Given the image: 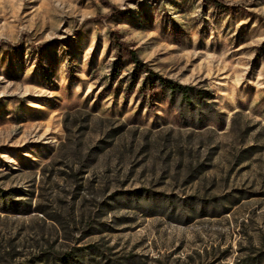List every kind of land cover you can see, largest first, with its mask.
<instances>
[{
  "label": "rangeland",
  "instance_id": "1",
  "mask_svg": "<svg viewBox=\"0 0 264 264\" xmlns=\"http://www.w3.org/2000/svg\"><path fill=\"white\" fill-rule=\"evenodd\" d=\"M0 264H264V0H0Z\"/></svg>",
  "mask_w": 264,
  "mask_h": 264
},
{
  "label": "trees",
  "instance_id": "2",
  "mask_svg": "<svg viewBox=\"0 0 264 264\" xmlns=\"http://www.w3.org/2000/svg\"><path fill=\"white\" fill-rule=\"evenodd\" d=\"M132 63L135 66L142 67L141 69H144L146 72V69L144 68L143 64L134 56H132ZM148 71V70H147ZM150 75H153L151 72H148ZM154 80L157 82L158 86L160 89L169 96L170 98V103L173 106L178 107V111L180 115L182 116V119H187L185 118V112H188L187 109L190 106L194 107V104L196 103L198 106H195L194 111H189L190 112V118L194 117L192 114L197 112L196 119L199 122H203L204 120V115L205 111H209V105L207 104L206 101L204 102V91L195 87H190V86H185L181 85L178 83H175L171 80H165L163 78H160L159 76H152ZM179 99V101H178ZM203 109V111H201ZM195 118V117H194ZM193 121V120H192ZM191 121V122H192Z\"/></svg>",
  "mask_w": 264,
  "mask_h": 264
}]
</instances>
